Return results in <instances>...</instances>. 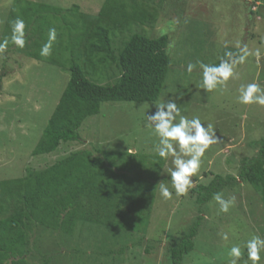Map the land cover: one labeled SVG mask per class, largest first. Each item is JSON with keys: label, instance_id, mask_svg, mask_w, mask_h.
<instances>
[{"label": "rangeland", "instance_id": "obj_1", "mask_svg": "<svg viewBox=\"0 0 264 264\" xmlns=\"http://www.w3.org/2000/svg\"><path fill=\"white\" fill-rule=\"evenodd\" d=\"M24 1L23 6L28 1L30 6L52 5L62 11L70 9L68 21L76 6L80 7V12L96 15L105 2ZM159 1L157 23L154 27L146 28L151 38L169 37L171 70L159 100L153 103H104L99 115L83 124L80 130L83 143L72 144L70 148L66 145L65 149L60 147L53 154L36 157L33 151L70 79L65 67L52 63L55 60L61 64L62 59H69V53L60 52L58 48L70 44V34L62 26L56 31L62 34L63 44L58 43L59 39L56 38L49 56H41L42 45L37 40L32 42L31 38L26 40L24 48L38 54L37 59L21 53L24 48L12 42L0 52V182L22 177L28 168L43 169L72 150L98 152L104 149L106 151L103 154L121 152L123 155L137 152V160L144 161L145 168L151 171H148L145 179L149 190L156 191V197L151 217L146 218L148 222L144 220L134 225L133 243L131 239L125 242L128 250L125 248L126 253L117 256V264H170L169 260L165 261L168 246L180 242L198 219L201 221L195 238V249L185 258L184 264H229L231 258L228 253L233 245L241 247L242 258L238 264H253L248 259L245 244L254 235L264 238L263 197L253 186L239 181L221 192L226 200L235 197L234 204L225 213L220 211V205L214 199L207 204H198L197 197H192L191 192L198 185L208 186L216 176L237 177L242 164L255 155L256 145L264 139V106L246 105L238 101L242 86L257 83L264 88V1ZM14 2L0 0V41L5 39L13 15L20 19L22 17V5L14 10ZM251 10L256 12L254 18ZM37 26L34 20L31 28ZM244 46L251 54L243 63L235 64L234 77L229 78L224 86H218L212 91L205 90L203 71L198 62L218 65L221 60L229 59L226 53H233L235 58ZM189 63L196 65L191 73L187 71ZM170 100L179 106L181 116L188 119L199 117L205 125L211 124L216 132L215 143L206 150L198 173L192 178L195 181L194 187L181 196L175 194L168 173V169L174 167L172 157L165 160L156 154L154 146L158 144L159 137L147 119L148 115L156 112L157 104ZM178 120L179 117L176 122ZM159 167L161 170L155 172ZM162 181L172 192L170 199L160 195L158 184ZM106 233L112 234L115 249L124 248V241L120 240L123 233L120 230H106ZM225 233L228 235L226 240L223 239ZM83 235H87V230L83 231ZM78 237L71 245L69 242L58 248L48 240L40 242V245L34 247L29 264H44L45 252L53 256L50 264H113V258L108 260V257H101L98 263L96 247L93 246L96 240L89 241L87 247ZM143 241L154 245L150 254L144 252L145 243L140 247ZM136 243L140 244L137 246ZM80 250L86 251L87 256L75 262L72 253L79 254ZM258 264H264V253Z\"/></svg>", "mask_w": 264, "mask_h": 264}, {"label": "trees", "instance_id": "obj_2", "mask_svg": "<svg viewBox=\"0 0 264 264\" xmlns=\"http://www.w3.org/2000/svg\"><path fill=\"white\" fill-rule=\"evenodd\" d=\"M157 1L105 0L96 15L80 12L76 6L68 21L70 9L30 6L28 1L23 6L26 1L15 0L14 10L22 5L26 40H37L43 46L48 41L49 29L58 31L61 26L70 34V44L58 48L69 53V59H62V65L52 61L65 67L70 79L33 156H46L60 147L83 143L80 137L83 124L99 115L104 103L159 100L171 70V58L169 37L151 38L146 29L157 23L160 4ZM250 13L254 18L256 12ZM17 18L14 14L8 24L5 39L9 42L12 23ZM34 20L38 26L32 29ZM57 39L63 44L62 34ZM25 49L21 53L38 58V54ZM255 149V155L242 164L237 177L216 176L208 186L193 189L191 195L197 197V203H209L214 194L239 181L253 186L264 203V139ZM103 151L106 150H72L43 169L28 168L22 177L0 182V264H29L34 247L40 242L48 240L58 248L69 242L71 245L76 236L87 247L89 241L96 240L93 246L98 263L101 257H108L117 264V258L126 253L125 248L128 250L125 242L131 239L133 243L134 225L148 222L146 218L151 217L156 191L147 186L145 175L151 171L145 168L144 161L137 160V152L123 155ZM160 170L159 167L155 172ZM200 221L194 223L180 242L168 246L165 261L184 264L195 249ZM111 229L123 233L120 240L124 241V248L113 247L114 238L106 233ZM84 230L87 235H83ZM144 243V252L150 254L154 245L144 241L136 244L141 247ZM80 251L72 253L75 262L87 256L86 251ZM43 255L44 264H50L53 256L47 252Z\"/></svg>", "mask_w": 264, "mask_h": 264}, {"label": "clouds", "instance_id": "obj_3", "mask_svg": "<svg viewBox=\"0 0 264 264\" xmlns=\"http://www.w3.org/2000/svg\"><path fill=\"white\" fill-rule=\"evenodd\" d=\"M26 24L23 19L17 18L12 23L11 42L19 48L26 45L25 38ZM57 38L55 28H50L48 42L45 43L40 51L41 56H49L52 51V44ZM8 39L0 41V52L8 46ZM241 54L233 58V53L225 55L227 60H221L218 65L204 64L198 62L203 71V88L207 91L224 86L229 78L234 77V66L243 63L251 53L244 46L240 50ZM259 57V51L256 52ZM196 65L189 63L187 71L191 73ZM238 101L242 104H259L264 106V88L257 83H250L242 86ZM156 112L148 115L149 126H154L155 133L159 137V142L154 146L156 154L167 160L172 157L173 168L168 169L171 177V185L177 196L186 194L189 189L194 187L195 181L192 179L201 166V160L210 145L215 143L216 132L211 124L205 125L199 117L188 119L181 116L179 106L172 100L156 105ZM179 117L178 122H176ZM160 195L165 199L172 197L169 187L162 181L159 184ZM214 200L220 205L221 212H228L230 206L235 202V197L224 199L221 193L214 194ZM223 239H228L227 233L223 234ZM248 259L253 264H258L261 254L264 253V238L254 235L245 244ZM229 264H238L242 258V251L239 245H233L228 253Z\"/></svg>", "mask_w": 264, "mask_h": 264}]
</instances>
